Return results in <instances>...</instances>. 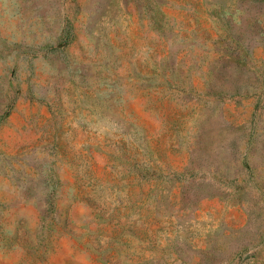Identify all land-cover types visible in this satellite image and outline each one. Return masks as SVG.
<instances>
[{"label": "rangeland", "instance_id": "1", "mask_svg": "<svg viewBox=\"0 0 264 264\" xmlns=\"http://www.w3.org/2000/svg\"><path fill=\"white\" fill-rule=\"evenodd\" d=\"M0 264H264V0H0Z\"/></svg>", "mask_w": 264, "mask_h": 264}]
</instances>
